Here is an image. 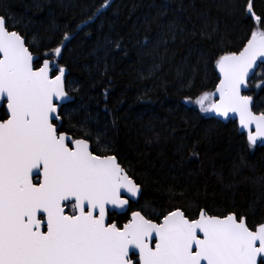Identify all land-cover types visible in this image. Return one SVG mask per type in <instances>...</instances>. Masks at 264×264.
<instances>
[{
    "label": "trees",
    "instance_id": "obj_1",
    "mask_svg": "<svg viewBox=\"0 0 264 264\" xmlns=\"http://www.w3.org/2000/svg\"><path fill=\"white\" fill-rule=\"evenodd\" d=\"M102 2L0 0V13L41 59L71 34L58 58L73 97L60 109L61 130L81 134V122L108 137L142 186L130 210L153 216L181 207L192 216L204 207L264 221V147L249 146L235 122L221 123L184 100L214 89L216 58L238 51L257 25L245 15L246 0ZM253 3L264 16V0ZM257 76L246 94L260 111L264 85L256 81L264 76ZM103 147L93 137V148Z\"/></svg>",
    "mask_w": 264,
    "mask_h": 264
},
{
    "label": "snow or ice",
    "instance_id": "obj_2",
    "mask_svg": "<svg viewBox=\"0 0 264 264\" xmlns=\"http://www.w3.org/2000/svg\"><path fill=\"white\" fill-rule=\"evenodd\" d=\"M244 11L257 22L246 42L216 58L214 89L184 100L202 112L234 115L253 146L264 142V110L256 111L246 92L250 74L264 64V16L253 0ZM10 19L0 13V264H264V221L204 207L192 216L181 207L153 216L143 208L129 213L142 186L108 137L81 122V134L57 123L69 96L58 58L71 34L45 49L37 66ZM93 137L103 150L93 148Z\"/></svg>",
    "mask_w": 264,
    "mask_h": 264
},
{
    "label": "water",
    "instance_id": "obj_3",
    "mask_svg": "<svg viewBox=\"0 0 264 264\" xmlns=\"http://www.w3.org/2000/svg\"><path fill=\"white\" fill-rule=\"evenodd\" d=\"M36 57L39 59V56H36ZM256 70H257V68L255 69V71H256ZM215 71H216V74H217V77H218V76H219V73H218L217 69H215ZM255 71H254V73H255ZM67 74H68V72H67V70H66V74H65V81H66V83H67V78H66V77H67ZM253 75H254V74H250V78H251ZM250 78H249V80H250ZM72 101H73V97L69 95L67 100L61 102L62 107H63L64 105H67V104L71 103ZM209 115H210V117H213V118H215V119H218V120H219L220 122H222V123H227V122H229V121L236 122V126H237L238 133H239V134H244V135L246 136V141H247V131H246V130L242 131V130L240 129V126H239L238 118H237V117H235L234 115H230L229 118H224V117L218 116L215 112H209ZM58 124L60 125V124H61V121H58ZM252 130L255 131L254 126H253ZM247 143H248V141H247ZM253 146L264 147V142H261V141L258 140L257 144H256V145H253ZM139 194H140V193H139ZM138 196H139V195H138ZM136 198H137V197L133 198L132 201H134Z\"/></svg>",
    "mask_w": 264,
    "mask_h": 264
},
{
    "label": "flooded vegetation",
    "instance_id": "obj_4",
    "mask_svg": "<svg viewBox=\"0 0 264 264\" xmlns=\"http://www.w3.org/2000/svg\"><path fill=\"white\" fill-rule=\"evenodd\" d=\"M62 120H63V119H62ZM62 120H61V124H60V125H62ZM60 130H61V128H60ZM61 131H62V130H61ZM131 203H133V202L130 201V204H131ZM129 207H130V206H129ZM130 211H131V210L128 209V212H129V213H130ZM112 216H113V218H117L118 213H113ZM121 222H123V221H121Z\"/></svg>",
    "mask_w": 264,
    "mask_h": 264
},
{
    "label": "rangeland",
    "instance_id": "obj_5",
    "mask_svg": "<svg viewBox=\"0 0 264 264\" xmlns=\"http://www.w3.org/2000/svg\"><path fill=\"white\" fill-rule=\"evenodd\" d=\"M262 69H264V65H262V66L260 67V69L257 71V75H258V76L261 75V70H262ZM258 76H257V77H258ZM263 76H264V75H263Z\"/></svg>",
    "mask_w": 264,
    "mask_h": 264
},
{
    "label": "bare ground",
    "instance_id": "obj_6",
    "mask_svg": "<svg viewBox=\"0 0 264 264\" xmlns=\"http://www.w3.org/2000/svg\"><path fill=\"white\" fill-rule=\"evenodd\" d=\"M62 108V107H61Z\"/></svg>",
    "mask_w": 264,
    "mask_h": 264
}]
</instances>
